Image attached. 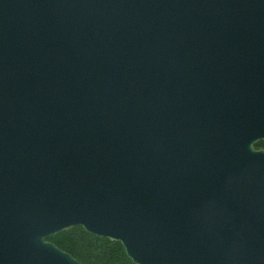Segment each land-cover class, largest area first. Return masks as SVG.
<instances>
[{
  "label": "water",
  "instance_id": "1",
  "mask_svg": "<svg viewBox=\"0 0 264 264\" xmlns=\"http://www.w3.org/2000/svg\"><path fill=\"white\" fill-rule=\"evenodd\" d=\"M264 0H0V264H264Z\"/></svg>",
  "mask_w": 264,
  "mask_h": 264
},
{
  "label": "trees",
  "instance_id": "2",
  "mask_svg": "<svg viewBox=\"0 0 264 264\" xmlns=\"http://www.w3.org/2000/svg\"><path fill=\"white\" fill-rule=\"evenodd\" d=\"M255 148H264V141H258ZM47 240L82 264H135L119 241L95 236L81 226L66 228L48 236Z\"/></svg>",
  "mask_w": 264,
  "mask_h": 264
}]
</instances>
